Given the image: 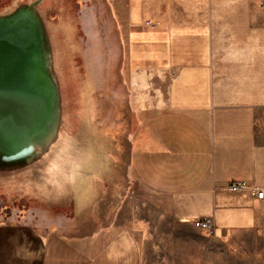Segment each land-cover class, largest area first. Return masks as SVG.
<instances>
[{
    "label": "crops",
    "instance_id": "obj_1",
    "mask_svg": "<svg viewBox=\"0 0 264 264\" xmlns=\"http://www.w3.org/2000/svg\"><path fill=\"white\" fill-rule=\"evenodd\" d=\"M38 8L65 34L61 66L72 81L78 60L86 64L94 117L91 79L101 75L106 123L116 129L96 138L109 164L82 203L68 191L62 206L38 199L30 229L0 221V264H141L140 228L117 218L133 183L147 200L167 199L163 212L180 224L212 218L215 237L262 228L264 198L228 187L264 190L259 0H41Z\"/></svg>",
    "mask_w": 264,
    "mask_h": 264
},
{
    "label": "water",
    "instance_id": "obj_2",
    "mask_svg": "<svg viewBox=\"0 0 264 264\" xmlns=\"http://www.w3.org/2000/svg\"><path fill=\"white\" fill-rule=\"evenodd\" d=\"M40 2L9 0L0 8V158L6 155L19 160L26 150L22 139L29 138V153L32 152L31 158L28 157L29 165L35 167L29 169L34 200L47 204L49 198L50 202L56 201V205L61 206L63 202L58 203L56 199L63 201L68 191L75 198V187L64 173L57 174L59 182H55L53 169L47 173L41 169L49 163L64 162L66 155L63 157V154L68 146L77 148L86 144L87 137H82V132L91 134L93 144L98 135L92 133L90 126L94 113L90 122H85L80 110L83 99H90L88 82L81 90L79 85L68 83L74 84L77 80H71L70 66H61L66 61L63 55L64 58L69 56L65 49L67 39L54 18H44L38 8ZM70 97L75 101L73 108L76 107L72 112L79 113L83 122L76 136L72 129L70 134L67 127L70 121L66 115L72 112L67 110L66 99L69 102ZM96 171L100 170L90 171L88 185ZM21 177L19 174L13 179V186L8 184L7 187H18L21 191L26 179L21 180ZM48 191L52 194L47 197Z\"/></svg>",
    "mask_w": 264,
    "mask_h": 264
},
{
    "label": "rangeland",
    "instance_id": "obj_3",
    "mask_svg": "<svg viewBox=\"0 0 264 264\" xmlns=\"http://www.w3.org/2000/svg\"><path fill=\"white\" fill-rule=\"evenodd\" d=\"M8 2L9 0H0V8ZM78 64H82L76 66V68H79L80 77L78 78L80 79H77L74 84L69 81L68 83L71 86L76 85V87L79 85L81 90L87 82V66L82 59L78 60ZM91 82L94 84V89L100 94V98H98V111H96L95 117L90 122V126H92L91 129L94 135L105 136L108 135L109 129L114 131L116 127H108L106 123L103 97L104 85L101 75H97V79L92 78ZM63 90L64 95H66V90ZM66 101L69 112L76 109V107L73 108L75 101L72 97H70L69 102L68 99ZM66 117L70 121V123H67L69 133L71 134L72 129L73 135L76 136L83 127L79 113H68ZM22 140H24L26 150L19 160H13L12 157L6 155L0 158V221L23 222V224H26L25 228L30 229L32 219L37 218L33 213L36 208H31L35 207L37 202L33 197L35 193L31 191V171L29 170L35 167L29 165V158L32 156V152L29 153L30 149L28 148L29 138H23ZM95 147L101 157V161L96 164L97 168L101 171L104 168L107 169L109 161L104 154L107 144L101 145L104 151L98 148L96 143ZM18 169H21V171L18 172ZM19 174L22 175L21 180L26 178L25 182H22L23 189L21 191L18 187H12L13 179ZM92 182H94V177H92L90 183ZM8 184L12 186L7 187ZM85 186L84 191L75 197L78 204L84 201L85 194L88 193V182ZM147 198H151L149 193L142 186L133 183L129 190L124 191L121 197L123 202L120 203L117 212L118 222L122 224L136 222L138 228H140L141 264H264V222L262 228L234 230L229 231L228 234L215 237L205 230L203 232L198 231L192 225L180 224L171 215L163 212L161 207L169 203L167 199L147 200ZM56 200L58 203L63 202L61 199ZM43 203L46 204V201ZM66 213H68V210Z\"/></svg>",
    "mask_w": 264,
    "mask_h": 264
},
{
    "label": "bare ground",
    "instance_id": "obj_4",
    "mask_svg": "<svg viewBox=\"0 0 264 264\" xmlns=\"http://www.w3.org/2000/svg\"><path fill=\"white\" fill-rule=\"evenodd\" d=\"M80 110L85 122H90L92 112L90 110V102L87 97L83 99ZM80 135L82 137H87V143L77 148L68 146L66 148L67 151L63 154V157L66 155L63 159L64 162L61 160L60 162H54L55 167L52 170V174H55V177L53 176V180L55 182H59V178L56 177L57 174L63 175L64 173V176L66 175L68 177L75 187V197L84 191L86 187L85 185L90 177V171L98 169L96 164L101 161V157L97 153L95 143L93 144L92 141H90L89 136H91V134L84 131ZM55 136H57V133H55ZM58 154L59 152L57 155Z\"/></svg>",
    "mask_w": 264,
    "mask_h": 264
},
{
    "label": "built area",
    "instance_id": "obj_5",
    "mask_svg": "<svg viewBox=\"0 0 264 264\" xmlns=\"http://www.w3.org/2000/svg\"><path fill=\"white\" fill-rule=\"evenodd\" d=\"M259 4H261V6L264 9V0H259ZM228 187L232 191H242L243 189H247L249 192V195L255 198L256 200L264 198L263 188L256 187L247 181L233 182V183L228 184ZM193 226L198 229L200 228L202 230H205L211 234L214 231V222H213V219L210 217L201 218L197 221H194Z\"/></svg>",
    "mask_w": 264,
    "mask_h": 264
},
{
    "label": "clouds",
    "instance_id": "obj_6",
    "mask_svg": "<svg viewBox=\"0 0 264 264\" xmlns=\"http://www.w3.org/2000/svg\"><path fill=\"white\" fill-rule=\"evenodd\" d=\"M40 163H43V161H41ZM54 167H55L54 162L53 163H49L47 166H45L44 168H42L41 171L47 173L50 170H52Z\"/></svg>",
    "mask_w": 264,
    "mask_h": 264
}]
</instances>
